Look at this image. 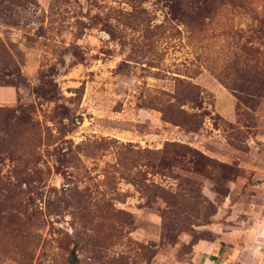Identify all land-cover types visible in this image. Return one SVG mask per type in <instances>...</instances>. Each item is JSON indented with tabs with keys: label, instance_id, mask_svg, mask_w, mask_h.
I'll use <instances>...</instances> for the list:
<instances>
[{
	"label": "rangeland",
	"instance_id": "obj_1",
	"mask_svg": "<svg viewBox=\"0 0 264 264\" xmlns=\"http://www.w3.org/2000/svg\"><path fill=\"white\" fill-rule=\"evenodd\" d=\"M186 4L0 0V264H264V95L225 69L248 18Z\"/></svg>",
	"mask_w": 264,
	"mask_h": 264
},
{
	"label": "trees",
	"instance_id": "obj_2",
	"mask_svg": "<svg viewBox=\"0 0 264 264\" xmlns=\"http://www.w3.org/2000/svg\"><path fill=\"white\" fill-rule=\"evenodd\" d=\"M215 1L231 5L238 10V13L246 15L248 18L244 31L234 33L238 38H243V42L240 43L239 50L227 64L229 68L225 69L228 70L226 73L228 76L227 86L234 91L239 103L244 105L248 112H252L255 110L258 100L264 95V11L251 6L250 0H187L186 6L192 13L200 17L201 22H204L205 18L208 17L205 13H210L205 8ZM261 1L264 10V0ZM41 80V83L33 90L35 95L40 98L54 99V89L49 86L52 82L48 84L43 79ZM5 84L15 86L14 83L6 82ZM187 85L189 91L194 90L193 85ZM177 109L182 112L179 108ZM23 113L24 108L17 107L11 116L20 120ZM172 146L179 152H183L186 148L177 143H173ZM192 156L195 155L192 154ZM68 262V264H77V257L75 255L70 256Z\"/></svg>",
	"mask_w": 264,
	"mask_h": 264
},
{
	"label": "crops",
	"instance_id": "obj_3",
	"mask_svg": "<svg viewBox=\"0 0 264 264\" xmlns=\"http://www.w3.org/2000/svg\"><path fill=\"white\" fill-rule=\"evenodd\" d=\"M18 101L17 93L13 87L0 86V106H11Z\"/></svg>",
	"mask_w": 264,
	"mask_h": 264
}]
</instances>
